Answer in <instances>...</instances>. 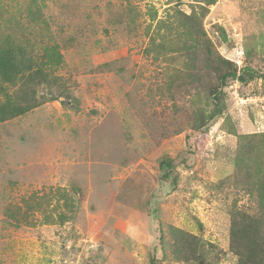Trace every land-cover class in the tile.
I'll use <instances>...</instances> for the list:
<instances>
[{
  "label": "rangeland",
  "instance_id": "obj_1",
  "mask_svg": "<svg viewBox=\"0 0 264 264\" xmlns=\"http://www.w3.org/2000/svg\"><path fill=\"white\" fill-rule=\"evenodd\" d=\"M189 2L181 5L187 13ZM168 3L1 0L0 48L23 51L22 66L37 68L46 48L58 44L63 64L47 69L48 83L28 80L30 69L13 83L0 77V100L23 88L43 101L0 122V264H150L154 255L158 264H188L161 259L160 228L172 256L173 225L212 243L213 264H238L230 250L234 206L257 207L235 186L239 139L226 128L264 133L261 103L238 104L225 86L223 114L194 129L195 88L168 93L164 62L146 51L149 11L164 17ZM205 28L221 55L251 69L255 78L247 76L241 94L259 93L264 0H217ZM165 159L174 165L170 179L162 176ZM51 187H66L77 210L63 225L18 227L21 218L27 224L36 218L27 202Z\"/></svg>",
  "mask_w": 264,
  "mask_h": 264
},
{
  "label": "trees",
  "instance_id": "obj_2",
  "mask_svg": "<svg viewBox=\"0 0 264 264\" xmlns=\"http://www.w3.org/2000/svg\"><path fill=\"white\" fill-rule=\"evenodd\" d=\"M168 2L170 6L164 17H160L154 7L149 11L151 18L146 27L149 36L146 51L153 54L155 60L164 62L163 75L166 81L164 87H167L168 93L174 96L181 87L189 88L192 85L195 88L194 129L200 131L223 114L225 106L221 102V95L224 94L227 98L224 87L231 80L239 77L245 83L247 76L250 79L255 77L249 67L239 68L230 59L221 55L205 28V19L210 7L217 0H190V13L181 8L184 0H168ZM214 27L221 40L228 41L226 29L219 24H215ZM23 53L10 47L0 48V77L13 83L27 77L26 74L21 73L30 69L28 80L38 78L48 83L47 69L54 68L55 71L63 64V54L58 44L46 48L43 67L33 68L31 64L22 66L25 63ZM249 55L251 51L248 48L247 56ZM208 78L213 79V82L206 83ZM59 80L58 76L54 78V86ZM162 89L160 87L161 91ZM15 94L5 92V98L0 100V122L25 114L43 103L36 95H29L23 88ZM58 98L52 95V99ZM228 125L226 124V127ZM226 129L239 139L234 157L236 171L233 176L237 179L235 186L255 198L257 207L255 212H249L237 205L234 206L230 250L238 257V264H264V133L240 134L231 123ZM161 168L168 169L163 173V179H170L174 168L172 160H162ZM34 196L36 201L33 205L29 202L27 205L34 211L35 220L27 224L21 218L17 222L18 227L63 225L68 220V214L74 213L78 208L77 199L66 187H51L48 192L45 190L40 194L36 192ZM53 200L54 204L51 203ZM160 230L161 259L170 258L188 264H213L208 259L210 249L215 247L212 243L205 242L196 234L177 226H169L174 240L172 256H170L166 251L164 232L161 228ZM159 261L154 255L150 264H158Z\"/></svg>",
  "mask_w": 264,
  "mask_h": 264
},
{
  "label": "built area",
  "instance_id": "obj_3",
  "mask_svg": "<svg viewBox=\"0 0 264 264\" xmlns=\"http://www.w3.org/2000/svg\"><path fill=\"white\" fill-rule=\"evenodd\" d=\"M239 68H241V64H238ZM240 75V72H239ZM244 82L239 78H235L231 80L227 85H226V91L231 94V98H234L238 104L244 103V102H255L257 103L260 101L261 103V111L264 115V78L260 79V85L262 86L261 91L259 93L255 92H248L247 95L243 96L241 94V89L243 87Z\"/></svg>",
  "mask_w": 264,
  "mask_h": 264
},
{
  "label": "crops",
  "instance_id": "obj_4",
  "mask_svg": "<svg viewBox=\"0 0 264 264\" xmlns=\"http://www.w3.org/2000/svg\"><path fill=\"white\" fill-rule=\"evenodd\" d=\"M250 124H251V123H250ZM251 125L253 126V124H251ZM248 127H249V128H251V126H250V125H248ZM253 127H254V126H253ZM104 222H105V221H104Z\"/></svg>",
  "mask_w": 264,
  "mask_h": 264
}]
</instances>
